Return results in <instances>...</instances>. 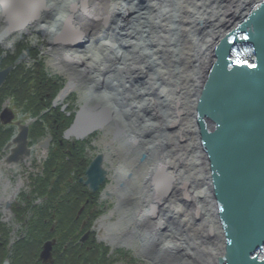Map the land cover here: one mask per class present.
Returning a JSON list of instances; mask_svg holds the SVG:
<instances>
[{"label":"water","instance_id":"1","mask_svg":"<svg viewBox=\"0 0 264 264\" xmlns=\"http://www.w3.org/2000/svg\"><path fill=\"white\" fill-rule=\"evenodd\" d=\"M166 1H156L158 16L173 23L182 9L179 2L171 0V10H168ZM49 2L50 0H0V16L4 22V26L0 25V42L11 34H21L28 27L43 22V16L49 9ZM70 7L72 13L63 15L61 30L55 34L54 42H63L69 38L67 41L75 43L83 36L80 28L73 25V12L80 8L84 15L91 16L88 0H80L79 5L73 3ZM163 10H168L169 14L163 15ZM91 14L93 18H99L93 12ZM102 18L107 24V16ZM166 33H169L167 37ZM177 36L174 26L170 30L161 28L156 35V44H164V51L170 49L161 55L156 47L160 74L162 72L167 74L166 76L162 74L163 84L158 83L157 86V91H160L157 92V96L161 98L159 100L161 116L156 114V140L162 141V145H158L162 149L170 137L165 132L169 119V113L166 112L167 102L165 97H161V93L164 89H168V92L171 89L169 84L171 78L167 71L173 74L179 67L174 54V50L179 51ZM135 47L139 48L146 67L151 68L154 64L155 50L142 41L135 43ZM28 52L29 49L23 52L15 60L14 65L0 69V87L10 71L26 58ZM2 58L3 55L0 56V62ZM140 81L145 83L147 79ZM74 85L75 81L69 80L59 95L66 96ZM59 95L53 101L54 106L58 104ZM110 100L112 99L107 100L105 95L83 100L73 122L65 129L63 139H71L74 145L76 140H82L95 131L112 129V126L115 128L112 133L122 134L126 129L125 123L117 114L125 112L117 111ZM114 101L117 102L118 98ZM66 106L64 104L62 110ZM24 121L21 118L16 119L14 110L4 105L0 113V123L16 127L14 135L4 147V150H9L4 163L9 166L7 171L12 172L13 176L19 173L11 165L24 161L32 151L29 146L30 125ZM197 121L200 143L209 158L213 196L217 205V215L213 218L216 229L223 228L225 234L224 245H219L213 259L217 264H264V0H261L243 21L224 36L198 99ZM51 140L52 137H48L40 142V146L49 149ZM167 147L169 148L168 145ZM168 155L170 148L168 154L163 152L156 158V170L152 177L156 199L159 201L164 200L171 187L172 175L166 171L165 164L160 162L164 156L168 159ZM145 158L146 154H143L141 161ZM103 162V154H97L86 168L85 176L80 178V182L90 191H98L108 177V170ZM106 194L110 192L106 191ZM163 207L162 210L156 209V213L164 217L158 220L156 225L158 229L164 227L171 231L172 228L164 216L166 206ZM191 217L192 220L186 226L194 231L192 235L181 236L179 233L182 232V228L180 232L172 233L169 237L164 236L166 233L160 230L156 233H163L161 237L167 238L165 246H169L170 250L175 252L183 250L189 253L181 257L184 259L183 264H206L208 256L212 257L210 248L221 241V233L210 229L215 237L212 236L209 230L207 232L203 227H198V221L193 220V215ZM85 238L86 236L83 237ZM55 243V238L44 243L41 257L45 263H53L52 249Z\"/></svg>","mask_w":264,"mask_h":264},{"label":"rangeland","instance_id":"2","mask_svg":"<svg viewBox=\"0 0 264 264\" xmlns=\"http://www.w3.org/2000/svg\"><path fill=\"white\" fill-rule=\"evenodd\" d=\"M72 1L73 0H50L51 4L46 14L43 16V22H39L30 32L22 34L23 37L18 35V37L21 38H17L14 41L12 48L19 42L32 43V45L40 47L43 55V62L46 64L49 74L54 76V74L60 73L66 80L69 79V75L61 67L63 65H60L63 59V53L67 54L70 52L75 55V58L78 57L76 58L78 60L77 63H69L62 60L64 65L66 64L74 67L75 70H77L76 74H79L80 70L83 68L87 69L86 75L91 74L90 66L92 64L94 66L95 77L97 79L103 78L106 86L101 87L103 81H96L92 86V79L89 76H84L81 80L77 81L74 91L77 94V101L76 99L75 101L71 100V103L77 107V105H80L83 96L85 97L88 94L94 97L105 95L107 100L112 99L110 100L112 102L111 104L116 107L117 111L125 112L126 115L117 114L118 117L123 118V123H125L124 127L128 130L137 129L142 122H145L143 119L147 115L140 106L142 99L156 100L157 92H160L157 91L158 83L163 84V75L160 74V67H158L159 60L156 59V35L161 28L165 30L173 29V23L161 19L158 16V8L156 7L157 0H117L118 4L116 8L119 14H113L114 19H112L108 27H105L102 23L98 25L86 24L88 30L81 44L74 45L70 48H64L49 42L48 33H50V36L53 34L57 24L61 21L62 16L60 15L68 10L69 4ZM173 1H177L186 7L189 3L195 4L197 5V9H215L218 5L217 0ZM107 2L108 0H101L102 4L107 5ZM166 6L168 9L170 8L169 5ZM181 13L175 17L177 22L174 27V32L178 35L179 50H183L182 37L184 35ZM179 19L181 25L178 23ZM12 39V37L9 38V40ZM139 41L148 43V46L155 50L154 64L149 69L140 56L139 48L135 47V43ZM1 49L6 50L3 47H1ZM1 51L2 50H0V52ZM57 61H60V64H56ZM32 63L33 61L27 62L28 65ZM137 74L146 78L147 81L142 83L140 81L141 77H137ZM117 98L118 101L115 102L114 99ZM149 111L153 112V109ZM166 112L170 113L167 105ZM111 128L110 132L112 133L115 128L114 126ZM167 131H165L166 135L171 138L172 134L168 128ZM166 143H164V148L162 149L158 146V141L156 140V158L163 152L168 154L169 148ZM137 149L134 143L127 142V140L120 136L119 140L114 142H110L107 138L103 141H101L100 138L93 140L92 147L88 150L90 154L105 152L109 162V164H107L113 167V170L117 167V159H119L120 162H124L123 171L124 167L127 169L121 174L119 172L118 178L125 180L123 187H117L118 184L114 181L115 175H113V171L110 172L108 188L112 196L109 195L110 197L106 196L104 199H101L102 205L107 206V209L102 215L104 226L101 227L102 233L101 231L99 232V237L101 236V238H104L107 232L120 231L122 227L129 228L130 225L132 228L137 227V222L132 221L134 212H136V209H139V212H142V210L145 211L146 209L148 211L149 209L147 201H149L151 196L150 184L147 179H145L146 181L139 180L140 167H137L135 162ZM42 157V152L38 151L35 157L32 159L30 158L27 163L19 167L23 179L27 177L26 175L29 174L31 170L40 165L43 159ZM32 160L36 162L35 165L30 164ZM127 171L132 172V176L129 179L125 178ZM2 178L3 174L0 176V179ZM16 181L17 180L10 181L8 179L7 183L0 186V195H2L3 198L12 194ZM110 184L112 185L111 189L109 187ZM114 187L115 189H113ZM128 188L130 190L129 192L126 190ZM23 189H27L25 182L21 190ZM117 189L119 190L120 196L124 195L122 199L135 196L136 200L130 202L118 199L115 200ZM179 198L177 197L175 200L170 201L173 205H170L169 202L168 206L174 207L180 205ZM140 199L143 201L140 202ZM164 214L167 224L172 228L168 233L162 231L164 234L166 233L164 236L169 237L172 233L180 232L181 228L183 229L182 232L179 233L182 234L181 236L192 235L194 233V231L184 223L183 218L186 217L185 212L174 213L170 211L169 208H166ZM148 223L149 221H143L142 225L147 226ZM162 232L156 233V264H183L182 261L184 259H181V257L189 253L183 250V252H178L179 250H176V252L170 250L169 246H165V240L167 238L161 237L163 234ZM181 236H179V238ZM131 237H133V235L130 232V236L125 238L130 240ZM177 241L180 242V240ZM131 252L132 249L129 250L130 254ZM166 259H168V261ZM164 260H166V262H164ZM147 264H150V262H147Z\"/></svg>","mask_w":264,"mask_h":264},{"label":"bare ground","instance_id":"3","mask_svg":"<svg viewBox=\"0 0 264 264\" xmlns=\"http://www.w3.org/2000/svg\"><path fill=\"white\" fill-rule=\"evenodd\" d=\"M260 1L217 0L218 5L215 9H197V5L190 3L187 7L181 3L179 4L180 9L183 10V12L181 11L184 25L182 29L184 31L182 37L183 50H174L179 67L173 74L169 70L167 71L171 78L169 81L171 89L169 92L168 89H164L161 93V97H165L167 107L170 110L167 128L172 136L166 143L171 152L168 155L169 158L166 159V156H164L160 162L165 164L166 171L172 175V181L169 194L165 196L163 201L156 199V207L161 205L160 209L162 210L163 205L166 206L170 199L175 200L180 197V205L166 206V208L174 213L185 212L186 217L183 218L185 224L192 220L191 215H193V220L198 221V227H203L207 232L209 230L212 236H214V233L210 229L221 233V241L210 248L211 251H209L212 257L208 256L206 264H217L213 257L216 254L215 251L219 249V245H224L223 237L225 234L223 228L218 227L216 229L215 219L213 218L217 215V205H215L213 196L211 169L208 166L209 158L200 143L197 103L201 90L208 79L210 69L216 60L217 49L220 47L224 36L243 21L258 6ZM170 3L171 0L166 1V5L170 6L169 9L166 6L168 10H171ZM50 4L51 2H49V7ZM117 4V0H108L107 5L102 4L101 0H88V7L91 10L89 12H93L99 18L107 16V23L112 22L113 13L118 10L116 8ZM168 10H163L162 14H169ZM64 13L60 16L63 17ZM69 13L70 10L66 12L65 16ZM176 22V20L173 22L174 27ZM74 23L80 26L84 34L86 33V23L82 18L78 17ZM178 23L180 24V19ZM168 35L169 33H166V37ZM16 37L13 40H5L3 45L12 44ZM156 47L161 55L170 50L168 48L164 51V44H156ZM59 62L57 61L56 64L61 63L60 65H63L61 67L68 73L69 77L74 78L75 70L69 65H64L62 60ZM162 74L167 75L165 72H162ZM160 99L159 96H156L155 101L149 99L147 102L158 116H161ZM158 145H162L161 141L158 142ZM23 183V180L19 181L16 189H20ZM126 190L130 191L129 188ZM152 202H154L153 199H151ZM170 205H173L172 202H170ZM161 218L160 213H156V217L153 218L147 217L154 225ZM132 221H136L137 225L140 224L138 218H134ZM108 253L109 251L106 256ZM106 256L105 259L107 260Z\"/></svg>","mask_w":264,"mask_h":264},{"label":"flooded vegetation","instance_id":"4","mask_svg":"<svg viewBox=\"0 0 264 264\" xmlns=\"http://www.w3.org/2000/svg\"><path fill=\"white\" fill-rule=\"evenodd\" d=\"M5 40H8V38H5ZM12 52L11 50H8L5 53H1L3 55V58L0 62V69H5L11 64H7L6 66H2L3 61L7 58V55ZM16 60V59H15ZM12 71L7 75L2 87L4 86L7 78L11 74ZM85 72L84 70H81V72L78 74L77 79H80V77L84 76ZM1 87V88H2ZM0 88V89H1ZM89 97V96H88ZM72 101H75V99H72ZM76 101H77V94H76ZM64 104V102H63ZM70 103H68L69 105ZM4 105H10L12 109L15 111V99L14 95L5 96L3 99ZM1 107V109H2ZM79 105L74 106L71 108L68 114H76V111L78 109ZM60 109L62 112H66V110H62V106H60ZM1 111V110H0ZM41 111L40 114L47 112ZM19 118L26 119V113H19ZM39 119V117L32 118L30 117L28 120L30 122V136H31V129L34 123ZM156 116L155 112L152 114L151 117H146L145 122L140 124L137 129L128 130L124 129L122 134L115 135L114 133L110 132V129H106L104 131H96L92 133L91 135H88L82 140H76L75 144L73 145L70 143L68 145V150L71 149L69 146H72L73 148H76V150L83 152V157L87 158L88 164H90L91 160L99 153L103 154L104 167L108 170V173L113 171V173L118 176L119 172L120 174L125 171H123V164L124 162H120L119 159L116 160L117 167L113 170V167H110L108 164V160L106 158L105 152H95L93 154H90L88 152L89 148L92 147V141L99 139L101 141L103 140H109L110 142H114L116 140H119L120 136H122L127 142L134 143L137 146V157H136V166L140 167L139 170V180L146 181L148 180L149 175L156 166ZM0 125H2L0 123ZM4 126V125H2ZM46 126V125H45ZM6 128H9L11 130V137L14 135L16 127L11 126H4ZM47 131L44 135L38 137L37 139H33L31 137L30 141V147L32 148L31 155L28 156L24 161L18 162L15 164H12L11 166L14 167L15 171L19 174L17 176H13V173L10 171H7L9 166L4 163L5 158V150L4 146L2 150H0V176L3 174V178L0 179V186L7 183V180L10 181L17 180L15 184V187L13 188L12 194L6 198H3L2 195H0V264H5L8 262V264H17L15 262V248L18 241L22 240L25 236L28 234V227L30 225V220L33 218H42L44 223L48 224V227L50 231L53 233L56 230L57 220L54 222H49V218L45 215L47 210V201L48 196L47 195H41L38 191H33V178L39 179L45 176L44 168H45V162H40V165L31 170L29 174H27L24 179L22 178V172L19 167L27 163V161L37 154L38 151H41L43 154V159L45 158L46 153L51 151V148L53 146V139L54 135L50 133L48 130V126H46ZM151 129V131H149ZM48 137H52L50 147L49 149H44L42 146H40V142L46 140ZM9 138V139H10ZM8 139V140H9ZM137 140V141H136ZM63 136L61 139V144H63ZM71 142V140H70ZM129 144V143H128ZM44 151V152H43ZM143 154H146L145 160L141 161V156ZM36 162H30V164L35 165ZM108 163V164H107ZM86 166V167H87ZM127 170V169H126ZM85 171L83 175H85ZM75 174V173H73ZM79 176V177H81ZM23 180V182L26 183L27 189L21 190V188H17L16 186L19 181ZM72 184L76 181L71 178ZM24 185V183H23ZM108 185L107 181L105 184L102 185L99 191L97 192H91L88 188V192L91 193L89 195L84 203L78 208L76 219H79L83 212L87 209L88 206V213H86L82 218L81 222L79 224V228L75 232L77 235L76 240L74 241V248L77 251V254L75 255V260L78 261L77 264H96V253L98 251L97 244L102 243L104 247H109V253L107 254L106 258L107 260L102 262L101 264H147V262H150V264H156V228L154 227H139L137 224L136 228H132L130 225V229L128 227H122L120 231H112L107 232L106 239H103L104 241L97 238V235H99V231L101 230V227L104 226V223L102 222V218L98 221V226L95 225V218L92 220V216L95 215L97 204L101 201L104 191L106 189V186ZM87 187V186H86ZM1 192V191H0ZM88 193V194H90ZM65 195V192L62 193V196ZM125 201H134L136 200L135 196H130L127 199H124ZM143 201L140 199V202ZM81 212V213H80ZM42 213L43 216H39L38 214ZM80 213V214H79ZM80 215V216H79ZM53 218H55V213L52 215ZM134 218H138L139 222L143 219V213L139 212V209H136V212H134L132 216V220ZM136 222V221H134ZM84 225V226H83ZM52 227L54 229L52 230ZM130 232L132 233L133 237H131L130 240L126 239L125 237L130 236ZM86 236L85 239L83 237ZM50 238H56V243L53 246V253H54V263L56 259H60L62 261L61 264H64V250L66 249V246L63 245L61 248L60 255L55 254V251L58 250L56 247L59 245V242L62 240V237L60 235H52L50 237H46L42 243L39 246V249H36L32 252L31 257L25 261V264H48L44 262V258L41 257V252L43 250L44 243L50 239ZM69 244V243H68ZM124 247H128L129 249H132L131 254L128 255L127 253H124ZM130 257V258H129ZM131 259V260H130ZM144 261V262H142ZM53 263V264H54Z\"/></svg>","mask_w":264,"mask_h":264},{"label":"trees","instance_id":"5","mask_svg":"<svg viewBox=\"0 0 264 264\" xmlns=\"http://www.w3.org/2000/svg\"><path fill=\"white\" fill-rule=\"evenodd\" d=\"M28 43L19 42L16 45L14 53H9L3 61L2 66L12 64L22 50L28 47ZM30 57L34 60L31 66L22 63L16 66L7 78L4 86L0 89V110L5 96L14 95L16 104L22 106L25 111L31 112L39 119L34 123L31 129V137L37 139L47 131L54 135L53 146L49 157L45 162V176L39 179L33 178V191L40 192L41 195H47V208L45 211L49 222L57 220L56 230L52 233L48 224L44 223L42 218H33L30 220L28 234L22 240L18 241L15 248V262L25 264V261L31 257L34 250L39 249L40 244L46 237L60 235L62 240L56 247L55 254L60 255L63 245L68 244L64 251V264H77L74 248V241L77 238L75 232L79 228L81 218L88 213L87 209L79 219H76L78 208L84 203L85 199L91 195L87 187L79 182V176L83 175L88 164L87 158H84V150L77 151L76 148L69 146V141L64 140L61 144L63 131L74 119V114L62 112L60 107L53 108L51 103L53 98L62 88V79L59 77H50L45 70L44 62L39 59V50L37 47H30ZM48 111L41 113L44 109ZM68 107V111L71 110ZM46 125V126H45ZM11 130L0 125V150L11 137ZM75 173V174H73ZM71 178L76 182L72 184ZM70 188V192L67 189ZM65 195L62 196V193ZM90 193V194H88ZM55 213V218L52 217ZM40 217L42 213L38 214ZM99 215V211L92 216L91 222ZM96 264L106 261L105 256L109 251L102 244H97ZM60 259H56L54 264H61Z\"/></svg>","mask_w":264,"mask_h":264}]
</instances>
